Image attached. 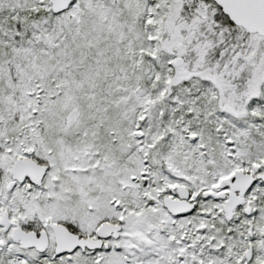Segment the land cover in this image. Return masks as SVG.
Here are the masks:
<instances>
[{
	"label": "snow or ice",
	"instance_id": "snow-or-ice-1",
	"mask_svg": "<svg viewBox=\"0 0 264 264\" xmlns=\"http://www.w3.org/2000/svg\"><path fill=\"white\" fill-rule=\"evenodd\" d=\"M0 264H264V0H0Z\"/></svg>",
	"mask_w": 264,
	"mask_h": 264
}]
</instances>
